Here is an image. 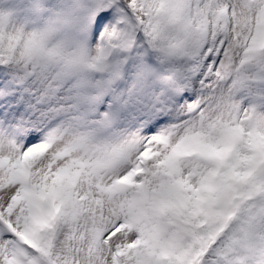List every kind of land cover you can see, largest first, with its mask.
I'll return each mask as SVG.
<instances>
[{"label": "snow or ice", "instance_id": "obj_1", "mask_svg": "<svg viewBox=\"0 0 264 264\" xmlns=\"http://www.w3.org/2000/svg\"><path fill=\"white\" fill-rule=\"evenodd\" d=\"M0 264H264V0H0Z\"/></svg>", "mask_w": 264, "mask_h": 264}]
</instances>
